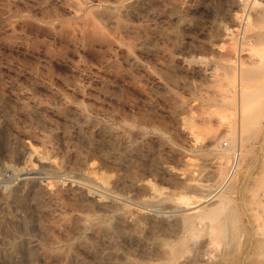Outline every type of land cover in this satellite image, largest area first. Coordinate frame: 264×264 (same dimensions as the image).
<instances>
[{
	"label": "rangeland",
	"instance_id": "obj_1",
	"mask_svg": "<svg viewBox=\"0 0 264 264\" xmlns=\"http://www.w3.org/2000/svg\"><path fill=\"white\" fill-rule=\"evenodd\" d=\"M253 2L0 0V264H264V97L250 106L255 138L241 144L238 124L233 147L208 140L242 114L237 82L225 95L219 75L264 69V0ZM50 182L60 198L38 203ZM230 184L228 229L198 220L187 231L179 217ZM113 229L128 232L116 245Z\"/></svg>",
	"mask_w": 264,
	"mask_h": 264
},
{
	"label": "bare ground",
	"instance_id": "obj_2",
	"mask_svg": "<svg viewBox=\"0 0 264 264\" xmlns=\"http://www.w3.org/2000/svg\"><path fill=\"white\" fill-rule=\"evenodd\" d=\"M262 1L263 0H254V2L252 3V6L253 7L259 6V5L263 4ZM245 3H246V1H245ZM244 7H245V5H244ZM250 16L251 15L249 14L246 17V22H245L246 28L251 25ZM238 17L242 19V16H238ZM251 43H254V42L252 41ZM236 82H237V87L236 88H238L239 95L241 97V103H242L241 104L242 105L241 112H242V114H241L239 120L236 121L235 123L232 122V123L226 125L225 127H223L221 130L212 131L210 133V135L208 137L209 142L211 143V145H214L217 142L220 143V145L218 146L219 148H222V142H220V137L221 136L226 137L228 143H230V147L234 146L235 142L238 140L237 139L238 124H239V128H240V141H241V144H244L245 142H248L249 140H251V138L254 136L255 132L258 133V131H261L260 130L261 129V123H260L259 117L257 116V112L259 113V110L256 109V108H252V107L250 108V106H253L254 104H257V102L260 103L259 102L260 99L264 97V69H258L257 67L256 68H247V67H245V66H243L241 64L237 69L236 68H232V69L229 68L228 70H225V72H223L222 74L219 75V78L217 80L219 88L221 89V91L225 95H226V93L228 91V87H230L231 84L235 85ZM252 82L254 84L256 82H259V83L255 87L253 86V88L251 90H246V88H245L246 84H249V83H252ZM233 103H234V101H232L230 99H227V98H223L220 101V104H221L223 109L231 107L232 105L235 104V103L234 104ZM117 135H116V137H117ZM123 137H122V140H123V143H125L124 145L127 147L126 149L135 148L134 145H133L134 141L130 137H128V136H127L128 138L125 137V136H123ZM253 138H255V137H253ZM116 148H117V146H116ZM126 149H124V150H126ZM222 149H224V148H222ZM133 151H135V150L132 149V152ZM132 152L129 151V154L132 153ZM34 154L40 160H43L44 156H43L42 152L35 151ZM238 155L240 157V152L238 153ZM127 157H128V155H127ZM222 158L223 157H220L214 162V166H213L212 171L210 173L209 180L212 182V184H215V185L218 184L221 181L222 176H223V162H222ZM46 162L53 169L59 167L58 166L59 164L56 161H54V160L48 159V161H46ZM30 173L31 172L29 170L24 172V174H30ZM225 180H227V179H225ZM224 183H225V181H224ZM212 184L203 185V186L211 187ZM60 185L56 184V183L53 184V182H50L47 185L41 186L40 189H38L35 192L36 193V195H35L36 201L39 203L40 201L44 200V199L42 200V198H45V199H47L49 201L58 200L60 198V193H61L60 191H63V190H61ZM222 186H223V183L221 184V187ZM230 187H231V184L229 186H227L226 188H224L222 190V192L219 194V196H215L217 198L213 202H211L210 199L207 198L208 200H203L202 203L200 202L199 205L195 206L193 211L191 209L192 212H190V213H185L184 212V214H182L181 217H179L181 224L188 229L187 231H189L190 233H195V231H196L195 230V223L198 220L199 221L209 220L211 222L219 221L220 216H221V212L224 211L229 206V204L231 203L230 202V195H229L231 193V191H229L231 189ZM4 197L5 198H9L8 196H5V195H4ZM18 199L19 200L17 202H19V204L24 203L23 202L24 199L22 197H19ZM7 201H8V199H7ZM207 202H209V203L206 204ZM200 204H202L204 206H201ZM39 205L38 206H39L40 212L41 213L46 212V208L43 207L45 205H43V206H42V204H39ZM260 208H261V209H259L260 211L261 210L264 211V205H261ZM181 211H184V210H181ZM260 211H258L257 213L254 214V216H255L254 220L258 224V227H259V231L257 229L258 233L260 232L261 236L264 237V222L260 221ZM9 214H11V213H9ZM9 216H11V215H9ZM40 219L41 218H38L37 222L41 226L42 229H45V227L43 225V221H42V219L41 220ZM132 219H134L133 222H132L133 223L132 226L134 228H136V229H138V225H140L144 221V217H139V216L134 217V218L132 217ZM96 220H97V218H95V217H91L89 219L87 218L85 220V225L80 229V231L83 232V231L87 230L88 226L90 224L94 223ZM114 229H116V228H114ZM114 229H113V231H116V232H112L111 233L109 231H105L104 230L102 232H105V233L102 234V235H105L107 233L108 234L111 233L110 236H111V239L113 240L115 235L118 234V233L121 236L122 235L126 236L128 234V232H124V230H122V229H120V230L119 229L118 230H114ZM219 229H222L221 232L225 231V229H228L227 223L225 221H221L220 220L219 221ZM136 231L137 230H135L134 233L132 234L133 236H137ZM226 233H227V230H226L225 234ZM43 234H44V232H43ZM41 237H43V235ZM43 238L45 239V237H43ZM77 240H80V239H77ZM115 241L116 240H113V243L116 245ZM82 245H83V247L93 251L94 253H98L100 251L99 247H101V246L98 247V245H99L98 243L96 244V243H93V242H89L87 240L82 241ZM39 255H41V257L43 259H45V258L49 259L50 258V256L47 253L44 254V253L39 252Z\"/></svg>",
	"mask_w": 264,
	"mask_h": 264
}]
</instances>
